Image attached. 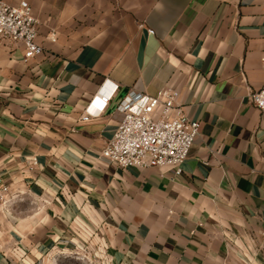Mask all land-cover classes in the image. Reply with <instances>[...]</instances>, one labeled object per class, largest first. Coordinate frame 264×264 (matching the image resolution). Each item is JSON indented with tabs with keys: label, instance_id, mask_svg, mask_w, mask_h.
I'll return each instance as SVG.
<instances>
[{
	"label": "crops",
	"instance_id": "obj_1",
	"mask_svg": "<svg viewBox=\"0 0 264 264\" xmlns=\"http://www.w3.org/2000/svg\"><path fill=\"white\" fill-rule=\"evenodd\" d=\"M26 1L44 51L0 37V176L22 198L0 264H264V0ZM164 88L201 124L183 174L102 158L127 94Z\"/></svg>",
	"mask_w": 264,
	"mask_h": 264
},
{
	"label": "built area",
	"instance_id": "obj_2",
	"mask_svg": "<svg viewBox=\"0 0 264 264\" xmlns=\"http://www.w3.org/2000/svg\"><path fill=\"white\" fill-rule=\"evenodd\" d=\"M38 25L39 21L26 0L17 4L0 0V37L23 43L25 62L43 54L44 49L37 41ZM51 40L56 41L55 33H52ZM262 62L264 64V57ZM117 90L118 86L114 85L108 93L101 94L100 109L89 108L82 121L98 117ZM178 98L179 93L171 88L162 89L156 96L131 90L118 105L122 120L102 150L101 157L122 169L168 168L174 178L180 177L201 124L191 120L177 106ZM250 102L264 112V85L250 95ZM30 165L37 166V158H33ZM21 200L20 194L13 193L11 184L0 176V209L9 211ZM77 254L98 264L96 256L91 259Z\"/></svg>",
	"mask_w": 264,
	"mask_h": 264
},
{
	"label": "rangeland",
	"instance_id": "obj_3",
	"mask_svg": "<svg viewBox=\"0 0 264 264\" xmlns=\"http://www.w3.org/2000/svg\"><path fill=\"white\" fill-rule=\"evenodd\" d=\"M52 264H95V263H91L86 258L76 253H70L66 255L55 256L53 258Z\"/></svg>",
	"mask_w": 264,
	"mask_h": 264
}]
</instances>
